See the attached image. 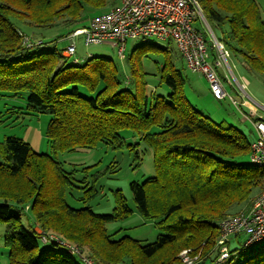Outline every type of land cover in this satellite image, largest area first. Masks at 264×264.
<instances>
[{
	"label": "trees",
	"instance_id": "1",
	"mask_svg": "<svg viewBox=\"0 0 264 264\" xmlns=\"http://www.w3.org/2000/svg\"><path fill=\"white\" fill-rule=\"evenodd\" d=\"M90 1L103 7L116 0ZM83 2L0 0V96L27 93L29 111L52 115L45 134L55 153L92 149L104 142L113 148L128 145L141 159L139 143H127L121 132L137 135L153 149L155 173L130 187L139 211L156 220L161 234L148 245L130 237L111 241L106 224L132 213L124 193L117 190L111 213L75 207L67 200L69 188L76 186L74 173L24 137L7 136L0 141V225L9 264H80L74 258L78 255L57 241L44 242L42 233L73 243L100 264H135L139 257L154 260L152 264H183L179 254L184 250L200 255L199 264H264V241L245 247V235L243 240L242 235L231 239L230 257L219 261L220 221L234 204L251 198L264 180V169L243 161L247 155L250 159L253 140L191 103L186 78L169 47L145 42L138 49L139 55L165 52L159 70L161 83L171 92L164 96L149 92L141 57L130 60L131 72L122 76L107 56L92 54L74 62L64 49L40 51L45 41L32 36L33 43L42 44L26 46L19 22L49 27L59 19L76 21ZM199 2L207 20L229 26V40L218 38L229 53L241 58L248 70L264 75V13L258 0ZM87 191L97 192L90 187ZM28 210L34 218L26 226L22 214ZM39 240L50 246H40Z\"/></svg>",
	"mask_w": 264,
	"mask_h": 264
},
{
	"label": "rangeland",
	"instance_id": "2",
	"mask_svg": "<svg viewBox=\"0 0 264 264\" xmlns=\"http://www.w3.org/2000/svg\"><path fill=\"white\" fill-rule=\"evenodd\" d=\"M120 2L121 0H116L114 3L109 1L102 7L92 3L90 0H84L82 10L80 11V17L76 21L59 19L54 26L49 27H33L26 22H19L18 26L27 36L39 37L45 41L46 44L39 47L40 51H48L55 47L58 49H65L69 43L66 36L73 29L87 25L94 16L110 9L113 4H120ZM258 2L264 13V0H258ZM208 21L217 38L229 40V26L221 25L213 19H208ZM205 28L208 38L211 39L212 34L210 29L207 25ZM75 40L77 43V55L80 58H84L89 53L95 56L110 57L115 61L120 75L122 76L131 72L129 61L141 57L140 62L142 63L144 71L147 73L146 80L149 84V92L155 91L156 94L164 96H167L171 92V89L166 84L161 83L159 69L164 61V51H151L139 55L138 49L144 42H142L141 39L131 38L127 43L125 56L121 58L118 48L113 46L112 43L105 42L100 45L87 46L83 35L76 36ZM147 43H153L161 48L169 47L172 59L186 78V83L184 85L185 92L194 106L211 116L217 122L226 121V123L233 124L238 127L250 141L254 140L255 128L246 116V114H250V109L248 110L246 106H240L242 109L241 111L229 97L221 100L216 99L213 96L205 76L185 66V62L174 41L169 45L165 41L152 38L150 42ZM212 44L213 41L210 43L212 55L210 58L211 62L214 61L213 55H219L217 47L212 48ZM221 59L223 65L218 68V71L224 79L223 83L229 94L238 101L243 99L242 91L237 82L238 80L240 83H246L247 92L259 102V104L263 105L264 75L257 71L248 70L246 65L241 61V58L230 54L229 63L233 68L234 77L225 60L223 58ZM81 92L84 95L88 94L85 89H82ZM27 108V93H24L23 96L18 98L0 96V141L4 140L7 136L24 137L28 126L36 128L37 131L40 132L41 139L40 146H35L33 144L35 148H40L42 152L52 153L62 162L67 171L74 173L76 186L69 188L67 193V200L71 205L75 207L87 205L91 206L97 213H111L115 206V194L117 190H121L132 208V213L127 218L106 224L109 239L111 241H121L125 237H130L139 241L141 245L154 243L161 234V230L158 228L154 218L146 217L139 211L130 187L131 182L137 181L142 183L148 177L154 175L153 149L147 146L137 135H134L131 130L124 129L121 133L126 138L127 143H139L138 150L141 153V159L136 158L134 151L130 150L128 145L113 148L104 142L98 143L92 149H77L55 153L48 145L45 134L52 115L49 113L31 112ZM262 112L264 113V111ZM243 161L247 164L250 163L248 155L244 157ZM263 185L264 180H261L260 185L254 189V194L251 198L242 203L234 204L229 211H227V215L234 216L247 210ZM15 187L17 188V186ZM89 187L95 188L97 192L90 195L91 191L86 192V189ZM33 218L34 214L32 210H28L26 213L22 214V219L26 226H29V222H33ZM244 238L245 236L242 235L239 239L243 240ZM39 244L42 247L50 246V244H46L42 240H39ZM262 244H264V242ZM59 250L64 252L62 248H59ZM165 252L167 251L162 252V255H165ZM8 253L9 249L6 247L4 241V226L0 225V264H9ZM74 258L78 263L86 264L79 256ZM140 263L152 264L155 263V261L139 257L135 264ZM119 264H129V262L124 260Z\"/></svg>",
	"mask_w": 264,
	"mask_h": 264
},
{
	"label": "built area",
	"instance_id": "3",
	"mask_svg": "<svg viewBox=\"0 0 264 264\" xmlns=\"http://www.w3.org/2000/svg\"><path fill=\"white\" fill-rule=\"evenodd\" d=\"M206 25L212 34L211 39L207 36ZM78 35L84 36L87 46L100 45L105 42L112 43L118 48L121 58H124L127 42L131 38L141 39L144 43L150 42L152 38L165 42L174 41L188 68L205 76L216 99L229 97L241 111L240 106H246L251 100L254 101L247 92V84L240 83L238 80L243 99L238 101L227 91L218 68L223 65L221 59L223 58L235 77L229 63L230 53L212 30L199 0H121L120 4L94 16L87 26L76 29L66 36L69 43L64 49V55L74 62L80 60L75 40ZM24 41L27 47L42 44V40L33 43L27 35ZM212 41V48L217 47L219 52L213 62L210 61ZM87 56H92V53ZM261 107L264 108V106ZM250 114L246 116L256 132L251 143L250 161L253 165L264 169V116L256 115L254 110ZM219 225L218 243L221 247L219 261L230 257L228 243L236 236L245 235L247 237L245 247L263 242L264 187L255 196L247 210L238 215L226 217L220 221ZM41 238L44 242L54 240L64 245L71 254L80 256L86 264H100L92 257L83 255L78 246L55 234L42 233ZM180 256L184 264H199L200 262V255L193 256L190 250L182 251Z\"/></svg>",
	"mask_w": 264,
	"mask_h": 264
},
{
	"label": "crops",
	"instance_id": "4",
	"mask_svg": "<svg viewBox=\"0 0 264 264\" xmlns=\"http://www.w3.org/2000/svg\"><path fill=\"white\" fill-rule=\"evenodd\" d=\"M253 102L250 101V103L246 105L247 109L248 110L250 109V112L254 110L256 115H263L264 116V113L262 112V111H264V108L261 107V106H264V104L263 105L259 104V102H257L255 99ZM259 105H261V106H259ZM24 138L26 140H28L29 142H31L32 145L34 144L35 146H40L41 135H40V132H38L36 128L29 127L25 131ZM37 149L40 150V148H37Z\"/></svg>",
	"mask_w": 264,
	"mask_h": 264
}]
</instances>
